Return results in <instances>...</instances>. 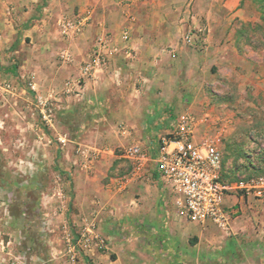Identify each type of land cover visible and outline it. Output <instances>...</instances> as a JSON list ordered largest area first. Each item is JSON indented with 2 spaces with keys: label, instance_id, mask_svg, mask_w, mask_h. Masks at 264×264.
I'll return each mask as SVG.
<instances>
[{
  "label": "crops",
  "instance_id": "obj_1",
  "mask_svg": "<svg viewBox=\"0 0 264 264\" xmlns=\"http://www.w3.org/2000/svg\"><path fill=\"white\" fill-rule=\"evenodd\" d=\"M188 1L192 0H32L31 28L14 31L12 20L0 22V54L32 37V95L43 96L44 104L52 98L58 101L55 108L50 102L48 117L60 116L62 132L64 128L66 133H76V140L83 141L77 149L100 150L87 168L81 166L84 158L77 151L71 160L78 183H89L79 195L86 204L77 203L79 237L91 223L94 236L107 240L108 250L103 254L82 246L83 254L92 252L97 264H244V258L250 264H264V202L226 197L225 205L234 206L238 213L224 234L208 224L189 226L179 220L165 204L153 163L148 165L147 177L129 182L122 190L118 187L131 169L120 156L122 148L133 142L143 148L154 144L156 135L170 127L179 108L185 107L181 96H253L258 101L264 96V61L256 59L255 53L242 52L247 46L232 25L241 20L236 11L241 0L205 2L200 12L207 28L204 44L199 45L202 52L184 44L183 37L182 46L165 50L187 26ZM69 11L91 15L81 33L66 39L57 32V20ZM190 18L194 28L199 25L196 16ZM123 29L130 33L133 57L119 53L97 80L85 81L74 88L76 92L67 93L64 82L79 75L97 34L109 32L122 49ZM63 48L70 53L66 62L57 59ZM5 69L4 76L20 85L21 67ZM17 86L14 95L20 96L23 91ZM203 102L209 104L212 98ZM195 105L192 102L188 108ZM116 165H123L117 170L121 175L108 177ZM250 250L256 255H248Z\"/></svg>",
  "mask_w": 264,
  "mask_h": 264
},
{
  "label": "rangeland",
  "instance_id": "obj_2",
  "mask_svg": "<svg viewBox=\"0 0 264 264\" xmlns=\"http://www.w3.org/2000/svg\"><path fill=\"white\" fill-rule=\"evenodd\" d=\"M0 1H3L0 4V22L12 20L17 25L12 24L14 31L32 27V0ZM206 1L197 0L196 4L195 0L188 1L185 13L186 17L189 16L185 23L187 26L179 31L175 44H169L165 50H171L172 45L174 48L182 46V37L188 31H194L197 39L191 47L202 52L199 45L204 44L207 28L200 12ZM36 10L33 14H37ZM236 11L241 20L232 25L242 32L241 39L247 46L242 52L246 55L255 53L256 59L264 61V0H241ZM76 13L60 14L58 33L59 23L63 19H71ZM191 16L199 20L195 28ZM60 51L57 59L62 62ZM38 56L36 54L34 62L38 61ZM52 58L57 60L54 54ZM13 65L21 67L18 71L22 74V81L18 86L4 76L7 73L5 68ZM16 86L23 91L20 96L14 95ZM260 92L262 95L263 91ZM182 97L181 105L185 107L179 106L178 113L193 114L198 120L200 133L215 138L226 172L237 171L240 176H245L263 165L264 96H259V101L253 96H192L194 100L189 96ZM207 97L212 98L209 104L203 102ZM40 99L32 95L31 37L25 39L23 45L17 44L0 54V264H97L90 255L92 252L83 254L84 244L78 242L77 203L86 204L83 196L79 195L88 189L89 183H78L77 169L71 160L78 150V143L83 141L76 140L75 132L66 133L64 128L62 132L60 116L55 117L53 112L54 116L48 117L47 109L52 108L50 102L55 108L58 101L52 98L48 105ZM192 102L196 104L193 108L200 106L199 110L188 108ZM72 121L77 125L75 119ZM60 135L68 141L61 143ZM121 166L112 167L107 176L117 175ZM90 174L87 175L91 177ZM90 183L101 182L90 180ZM208 226L217 231L215 226ZM94 250L105 253L107 240L106 250L90 246V251ZM246 253L256 255L251 250ZM247 261L250 260L244 258L243 263L250 264Z\"/></svg>",
  "mask_w": 264,
  "mask_h": 264
},
{
  "label": "built area",
  "instance_id": "obj_3",
  "mask_svg": "<svg viewBox=\"0 0 264 264\" xmlns=\"http://www.w3.org/2000/svg\"><path fill=\"white\" fill-rule=\"evenodd\" d=\"M90 15L89 11H84L76 13L71 19H63L58 25L60 35L66 39L75 38L88 25ZM120 37L124 43L122 49L114 43L109 32L97 34L79 75L65 82L67 93L76 92L74 88L81 87L85 81L97 80L96 76L105 71L119 53L133 57L128 45V29H123ZM196 39L197 33L188 31L183 36V43L192 46ZM59 58L62 62L69 60L67 48L60 51ZM124 130L122 128L123 133ZM99 152L78 149V155L84 158L81 166L87 168L91 157L96 159ZM120 156L131 166L119 181L121 190L129 182L147 177L148 165L153 163L165 204L171 207L179 220L188 223L211 224L227 234L230 231L229 223L238 212L234 206L225 205L226 197L235 195L264 202V174L248 177L237 175L233 181L224 179L222 153L215 138L200 133L198 120L191 113L175 116L170 127L159 132L155 143H150L149 148L133 142L122 148ZM92 229L91 223L83 227L78 242L86 248L91 246L92 249L106 250V240L102 236H94ZM93 241L94 245H90Z\"/></svg>",
  "mask_w": 264,
  "mask_h": 264
},
{
  "label": "trees",
  "instance_id": "obj_4",
  "mask_svg": "<svg viewBox=\"0 0 264 264\" xmlns=\"http://www.w3.org/2000/svg\"><path fill=\"white\" fill-rule=\"evenodd\" d=\"M239 33L240 34H242V32L241 31H239ZM239 153V152H238ZM264 159V158H263ZM223 166H224V163H223ZM253 167V166H252ZM254 170H255V172H253V173H250V174H246L245 176H252V175H260V174H264V162H263V165L261 166V167H259V168H254ZM237 175H239V173L236 171H232V172H226L225 171V166H224V168H223V177H224V179H227V180H229V181H233L236 177H237Z\"/></svg>",
  "mask_w": 264,
  "mask_h": 264
}]
</instances>
